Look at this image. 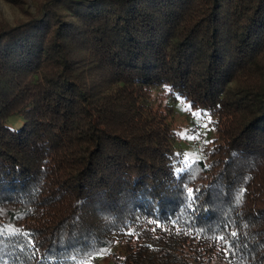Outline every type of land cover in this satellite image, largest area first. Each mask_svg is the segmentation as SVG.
Returning a JSON list of instances; mask_svg holds the SVG:
<instances>
[{
  "label": "trees",
  "instance_id": "trees-1",
  "mask_svg": "<svg viewBox=\"0 0 264 264\" xmlns=\"http://www.w3.org/2000/svg\"><path fill=\"white\" fill-rule=\"evenodd\" d=\"M34 2L0 24V264H264V0ZM162 95L207 115L205 161Z\"/></svg>",
  "mask_w": 264,
  "mask_h": 264
},
{
  "label": "rangeland",
  "instance_id": "rangeland-1",
  "mask_svg": "<svg viewBox=\"0 0 264 264\" xmlns=\"http://www.w3.org/2000/svg\"><path fill=\"white\" fill-rule=\"evenodd\" d=\"M35 2L34 0H21L19 4L14 2H8L7 0H0V24L6 23L9 25L15 24L17 21L25 19L29 13H34ZM236 84L231 82L228 84V89L234 90ZM156 104L159 106V110L165 113L166 121L173 129L174 136L171 137L172 146L179 151L184 157L191 156L193 160L195 156H199V159L206 160L207 151L210 148L212 138L214 136L212 127L208 121L207 115L200 113L201 115L196 118L193 116V111L189 105L184 101H179L171 96H159ZM16 118H12L10 121L17 125ZM199 122V127L197 124ZM187 132L189 135H195L199 133L198 139L181 138L180 133ZM198 142V147H196ZM202 149V150H201ZM124 249V243L119 241L112 249V253L122 251ZM96 264H112L109 256L97 257Z\"/></svg>",
  "mask_w": 264,
  "mask_h": 264
},
{
  "label": "snow or ice",
  "instance_id": "snow-or-ice-1",
  "mask_svg": "<svg viewBox=\"0 0 264 264\" xmlns=\"http://www.w3.org/2000/svg\"><path fill=\"white\" fill-rule=\"evenodd\" d=\"M201 114L199 112H195L193 113V116L198 118ZM199 122L197 124V127H199ZM180 136L181 138H187V139H198L199 138V133L197 132L195 135H189L187 132H184V133H180ZM195 159L198 160L199 159V156H195ZM193 160V157L191 156H185L184 157V164H185V169L186 170L188 167H190V163L189 161H192ZM243 195V191H241L239 194H238V200L242 197ZM188 197L191 198L192 197V190L189 189L188 190ZM0 215H3V212L2 210H0ZM159 227V225H157ZM5 231H18V230H15V229H5V228H0V236H3ZM129 235H131L132 233H128ZM231 235L233 237L236 236V233L235 232H232ZM214 239L218 242V243H222V244H228V240L225 236L223 235H219V236H216L214 237ZM29 243H31V241H29ZM227 251L228 249H225V254L227 255ZM107 254V249H97L95 252H89L85 255V258L83 260H81L79 262V264H91V260L94 259V258H102L104 255ZM75 259V258H73Z\"/></svg>",
  "mask_w": 264,
  "mask_h": 264
},
{
  "label": "built area",
  "instance_id": "built-area-1",
  "mask_svg": "<svg viewBox=\"0 0 264 264\" xmlns=\"http://www.w3.org/2000/svg\"><path fill=\"white\" fill-rule=\"evenodd\" d=\"M196 147H198V142H196ZM202 150V149H201Z\"/></svg>",
  "mask_w": 264,
  "mask_h": 264
}]
</instances>
